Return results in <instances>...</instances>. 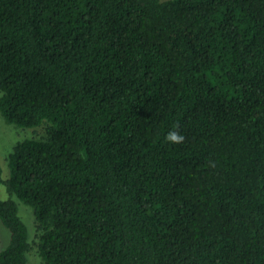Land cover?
I'll return each mask as SVG.
<instances>
[{"label":"trees","instance_id":"16d2710c","mask_svg":"<svg viewBox=\"0 0 264 264\" xmlns=\"http://www.w3.org/2000/svg\"><path fill=\"white\" fill-rule=\"evenodd\" d=\"M0 112V264H264V0H0Z\"/></svg>","mask_w":264,"mask_h":264},{"label":"rangeland","instance_id":"374dc122","mask_svg":"<svg viewBox=\"0 0 264 264\" xmlns=\"http://www.w3.org/2000/svg\"><path fill=\"white\" fill-rule=\"evenodd\" d=\"M33 128L21 129L13 124L6 122L0 112V163L3 167V177L6 178L9 172L6 171L5 166L10 151L12 150L15 143L26 137L35 136ZM9 194L6 187L0 184V199H6ZM17 202L19 205L20 215L27 224L30 232V237H34V214L32 209L20 201L18 198ZM10 241V231L0 221V249H4ZM40 257L36 250H32L30 254V264H41Z\"/></svg>","mask_w":264,"mask_h":264},{"label":"clouds","instance_id":"9594fccd","mask_svg":"<svg viewBox=\"0 0 264 264\" xmlns=\"http://www.w3.org/2000/svg\"><path fill=\"white\" fill-rule=\"evenodd\" d=\"M165 139L169 142L179 143L184 139V137L178 131L171 130L166 134Z\"/></svg>","mask_w":264,"mask_h":264}]
</instances>
